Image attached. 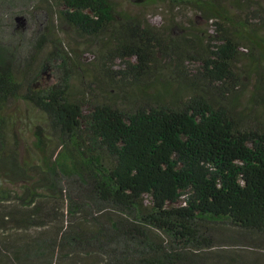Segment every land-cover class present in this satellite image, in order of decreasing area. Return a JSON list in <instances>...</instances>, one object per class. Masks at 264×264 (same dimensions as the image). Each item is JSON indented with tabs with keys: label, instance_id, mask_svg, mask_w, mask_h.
Returning <instances> with one entry per match:
<instances>
[{
	"label": "trees",
	"instance_id": "trees-1",
	"mask_svg": "<svg viewBox=\"0 0 264 264\" xmlns=\"http://www.w3.org/2000/svg\"><path fill=\"white\" fill-rule=\"evenodd\" d=\"M46 2L78 34L108 36L95 55L100 68L140 96L130 106L74 99L69 77L33 90L49 64L19 79L0 56V264H259L217 249H264V120L239 104L246 84L237 65L244 43L258 47L252 62L264 61L260 1L135 0L195 9L216 29L205 42L172 36L175 17L162 30L119 0ZM116 59L124 68L110 70ZM162 61L174 77L155 78L159 87L145 94ZM263 80L254 98L264 103ZM17 99L49 120L50 135L40 125L34 134L39 163L22 156L24 141L11 130L7 109Z\"/></svg>",
	"mask_w": 264,
	"mask_h": 264
},
{
	"label": "rangeland",
	"instance_id": "rangeland-1",
	"mask_svg": "<svg viewBox=\"0 0 264 264\" xmlns=\"http://www.w3.org/2000/svg\"><path fill=\"white\" fill-rule=\"evenodd\" d=\"M259 1L264 9V0ZM135 3V0H119V9L130 15H142L162 30L164 26L170 25V18L175 17V20L180 23V28L171 34L172 36L185 33L193 38L196 35L205 42L209 35L216 34L214 24L210 25L211 22L205 21L201 14L193 8L187 7L170 12L165 4L143 5L140 3L141 5H136ZM47 6L46 0H0V56L12 63L11 67L15 75L19 79L23 74L30 78L34 71L38 73L41 65L48 63L47 68L41 72L34 83L32 80L33 90L48 89L61 77L66 79L69 77V94L74 99H82L89 103L110 101L121 106H130L140 96L137 87L132 88L130 84L114 85L106 74V70L100 68L99 61L95 57L97 53L105 49L108 36L86 38L78 34L71 26L57 19L49 12ZM232 10L236 11L234 8ZM262 13L264 16V12ZM169 33L170 30L165 31L166 40ZM257 38L260 39H258L260 45L264 44V26L257 31ZM257 48L254 44L245 43L239 48L241 52L237 65L243 69L242 78L246 84L239 97V104L248 113L253 111L250 113L251 117L256 115L264 120V103L261 98H254V86L260 75H264V61L260 58L258 62H252L250 57V53L258 51ZM55 50H58V54L66 51L68 58L65 64H61L59 57L51 55V52ZM193 64L194 68L198 65V63ZM124 66L121 60L116 59L110 70L117 71L123 69ZM24 69L27 71L23 72ZM259 69L262 73H258ZM30 70L32 72L29 75ZM151 71L152 74L145 80L148 83L145 94H152L159 87L155 83V78L161 81L167 77L170 79L174 77L171 67L163 61L158 71L154 68ZM114 79L119 78L114 76ZM88 109L89 107H85L83 111L87 112ZM7 112L16 122L11 130L17 132L24 141L20 147L22 156L30 161L33 160L34 163H39L40 152L35 146L34 134L36 126L40 125L43 133L50 135L51 126L48 118L31 102L21 99L12 100ZM225 232L234 234L229 230ZM242 244L218 247L217 250L228 252L242 250L255 255L259 264H264V249L261 246L253 243H247L249 246ZM90 263L96 264L93 260Z\"/></svg>",
	"mask_w": 264,
	"mask_h": 264
}]
</instances>
